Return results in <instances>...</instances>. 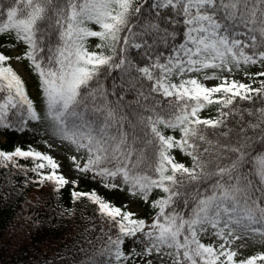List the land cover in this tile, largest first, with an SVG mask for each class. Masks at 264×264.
Instances as JSON below:
<instances>
[{"label":"snow or ice","instance_id":"6c2138e0","mask_svg":"<svg viewBox=\"0 0 264 264\" xmlns=\"http://www.w3.org/2000/svg\"><path fill=\"white\" fill-rule=\"evenodd\" d=\"M0 35L23 46L0 50V128L42 125L49 148L72 147L77 176L31 145L0 150V166L57 193L82 175L153 210L73 187L58 215L78 200L96 215L42 264H264L241 251L264 248V0H0ZM12 59L38 77L39 108Z\"/></svg>","mask_w":264,"mask_h":264},{"label":"trees","instance_id":"16d2710c","mask_svg":"<svg viewBox=\"0 0 264 264\" xmlns=\"http://www.w3.org/2000/svg\"><path fill=\"white\" fill-rule=\"evenodd\" d=\"M8 44H12V47H19L22 52V45L0 35V48H6ZM9 48L11 47H7ZM22 61L29 71L36 96L31 94L30 85L24 79L28 94L39 108L41 97L38 77L30 68L27 60L22 59ZM43 131V126L36 122H30L29 128L23 131L0 128V133L5 138V141L0 143V150L12 151L16 146L26 149L29 145L35 148V144L41 141ZM16 159L21 165L31 168L32 159L30 157H17ZM29 178L32 179L29 180ZM26 180L27 183H25ZM73 187L79 191L95 189L105 199L130 210L125 204L117 203L108 194L110 190L118 189L144 207L143 215H136L130 210L136 217L147 219L152 216L153 210L150 203L130 195L124 189L106 188L98 180L81 175L79 185H65L57 193L53 191L52 182L45 181L38 186L35 174L30 170L25 175V169L0 166V264H42L44 260L51 259L69 244L80 239L83 228L87 226L85 216L96 215L95 205L87 200H78L75 215H58L60 206L73 207L71 197Z\"/></svg>","mask_w":264,"mask_h":264},{"label":"rangeland","instance_id":"374dc122","mask_svg":"<svg viewBox=\"0 0 264 264\" xmlns=\"http://www.w3.org/2000/svg\"><path fill=\"white\" fill-rule=\"evenodd\" d=\"M137 2H139V0H137ZM92 39H93V42H95V38H92ZM0 50H5L7 54L12 55L13 57H15L16 55H20V52H21V50L18 47H11L9 49L0 48ZM11 63L13 64L14 68L29 83L31 94L33 96H36L35 87L31 83L32 81H31L28 69L26 65L23 63V61L12 59ZM249 70L252 72H257V71H260L261 69L257 65V66H252ZM235 78L240 79L245 82L249 81V78L244 76L243 73H237ZM253 79L256 81H259L261 77H253ZM207 83L212 84V83H215V81L209 80L207 81ZM252 86L256 87L258 85L253 84ZM215 109H216V105L214 104L209 105L202 111L201 114L203 116L214 117L217 114ZM44 139H48V136L46 134L41 136V141L35 144V148L41 151L49 152L50 154L54 155V157L61 164V168L58 169V171L62 172L66 176L76 178L77 176L76 169L72 166V161L69 159V157L72 154H75L72 147L70 145H61L58 142H53V147L49 148L46 144L43 143ZM4 141H5V138L0 133V143ZM175 155H176L177 160L185 162V163H190L189 158L186 155H184L182 152H180L178 149L175 150ZM80 181H81V176H80ZM108 194L111 195L117 203L125 204V206L131 209L132 211H134L136 215H143L145 213L144 207L139 202H137L136 200H133L132 198L125 196L123 192H120V190L113 189V190H110ZM147 219L150 220L151 217ZM260 250H264V248H262L261 245L257 242H250V245L247 248L241 249V251L244 253L245 256L254 254L256 251H260Z\"/></svg>","mask_w":264,"mask_h":264}]
</instances>
